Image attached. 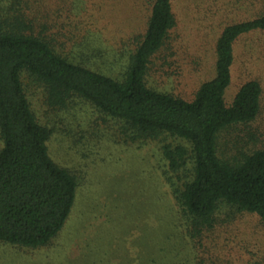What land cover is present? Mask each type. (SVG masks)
Instances as JSON below:
<instances>
[{
	"label": "rangeland",
	"instance_id": "1",
	"mask_svg": "<svg viewBox=\"0 0 264 264\" xmlns=\"http://www.w3.org/2000/svg\"><path fill=\"white\" fill-rule=\"evenodd\" d=\"M34 1L23 0V6ZM8 2L0 0V14ZM149 4L150 0H43L49 29L37 24L36 31L59 55L121 79L145 29ZM172 4L175 26L153 57L146 79L151 88L191 99L197 86L213 76L214 43L222 27L256 16L264 10V0ZM233 54L225 102L231 103L244 81L259 82L260 111L250 128L258 134L256 143L264 145V31L237 38ZM22 77L37 121L52 132L49 155L76 177L78 195L63 230L49 244L33 249L0 243V264H194L175 199L190 179L191 160L172 171L161 153V145L170 141L167 136L130 142L123 123L78 98L54 107L38 80ZM243 130H224L221 143L243 144ZM177 143L186 144L171 142ZM229 211L225 206L217 209L218 225L205 241L209 251L200 255L208 264H223L226 258L230 264H264V230L258 220L241 213L228 223Z\"/></svg>",
	"mask_w": 264,
	"mask_h": 264
},
{
	"label": "trees",
	"instance_id": "2",
	"mask_svg": "<svg viewBox=\"0 0 264 264\" xmlns=\"http://www.w3.org/2000/svg\"><path fill=\"white\" fill-rule=\"evenodd\" d=\"M35 1L24 7L23 0H9L0 14V243L33 249L49 244L63 230L78 195L76 177L49 155L52 132L37 121L23 74L42 84L54 107L78 98L123 123L130 142L167 136L161 153L170 170L191 160L190 179L175 199L194 264H208L200 254L209 251L205 241L218 225L220 206L230 210L225 222L247 213L264 230V145L256 143L258 134L250 128L260 111L261 86L248 79L229 105L224 98L233 45L242 35L264 31V10L222 27L214 43L213 76L185 99L151 88L146 79L175 26L172 0H150L145 29L121 79L59 55L36 31L39 24L49 29V15L43 0ZM237 126L244 128L243 144L221 143V133ZM174 139L188 146L171 144ZM222 263L230 264L229 258Z\"/></svg>",
	"mask_w": 264,
	"mask_h": 264
}]
</instances>
